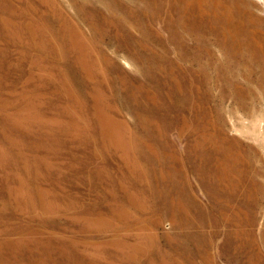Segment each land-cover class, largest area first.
I'll return each mask as SVG.
<instances>
[{"label":"rangeland","instance_id":"obj_1","mask_svg":"<svg viewBox=\"0 0 264 264\" xmlns=\"http://www.w3.org/2000/svg\"><path fill=\"white\" fill-rule=\"evenodd\" d=\"M0 264H264V0H0Z\"/></svg>","mask_w":264,"mask_h":264}]
</instances>
